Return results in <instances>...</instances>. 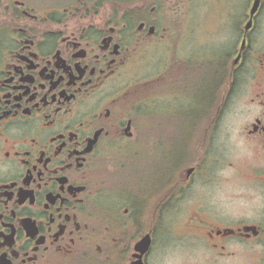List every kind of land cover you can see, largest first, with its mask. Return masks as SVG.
<instances>
[{
	"label": "flooded vegetation",
	"instance_id": "af4514ba",
	"mask_svg": "<svg viewBox=\"0 0 264 264\" xmlns=\"http://www.w3.org/2000/svg\"><path fill=\"white\" fill-rule=\"evenodd\" d=\"M170 233L264 264V0H0V264H149Z\"/></svg>",
	"mask_w": 264,
	"mask_h": 264
},
{
	"label": "rangeland",
	"instance_id": "374dc122",
	"mask_svg": "<svg viewBox=\"0 0 264 264\" xmlns=\"http://www.w3.org/2000/svg\"><path fill=\"white\" fill-rule=\"evenodd\" d=\"M180 17H181V12L174 11L172 13L171 20H175L177 22V20L180 19ZM112 156H117V153L112 154ZM146 156H147V154H146ZM136 166H137V164L132 166V168L135 169ZM139 167H140V165H139ZM157 167H158V169L160 168V163L157 164ZM140 168H141L140 176L143 178L141 190H145L143 192L144 194H149L150 185H151L150 184V178H151V172H152L153 166L151 165L150 162L144 161L143 163H141ZM179 168H181V167H179ZM174 170H176V167L174 168ZM133 181H134V177L131 180H129L128 177H124L120 181V184H123V186L126 188V190H128L130 188V186H132V185L134 186ZM157 192H159L158 189H157ZM159 216H161V214ZM173 216H174V218L176 217L175 214L170 215L169 217H167L165 214H162V217L159 218V220L160 221L162 220V222H163V226H164L162 229L163 232L165 231L167 224H171V222H172L171 218ZM184 216H185V214H184ZM165 223H166V225H165ZM181 230H183V229H182L181 225H179L178 230H176L175 233H180V232H182ZM162 236H163V233H162ZM170 236H172L171 233L169 234L168 237L165 236L164 237L165 241H162V239H160L159 244H161L160 249H162V251L161 252L159 251V253L157 255L159 259H158V261H156V259H154L155 258L154 254H152L151 259L149 260V264H189L190 263V262H187V258H185V256H184L183 244H182L184 241V238H182L180 240L178 238H173ZM161 241H162V243H161Z\"/></svg>",
	"mask_w": 264,
	"mask_h": 264
},
{
	"label": "water",
	"instance_id": "95a60500",
	"mask_svg": "<svg viewBox=\"0 0 264 264\" xmlns=\"http://www.w3.org/2000/svg\"><path fill=\"white\" fill-rule=\"evenodd\" d=\"M148 237H143L142 240L137 244L138 249L143 253L148 248ZM137 264H143L141 261H137Z\"/></svg>",
	"mask_w": 264,
	"mask_h": 264
},
{
	"label": "bare ground",
	"instance_id": "6f19581e",
	"mask_svg": "<svg viewBox=\"0 0 264 264\" xmlns=\"http://www.w3.org/2000/svg\"><path fill=\"white\" fill-rule=\"evenodd\" d=\"M170 166H167L165 167L163 164L160 166V169H159V176H158V179H160L161 177H163L165 174H169L170 172Z\"/></svg>",
	"mask_w": 264,
	"mask_h": 264
},
{
	"label": "trees",
	"instance_id": "16d2710c",
	"mask_svg": "<svg viewBox=\"0 0 264 264\" xmlns=\"http://www.w3.org/2000/svg\"><path fill=\"white\" fill-rule=\"evenodd\" d=\"M145 190H142V194H144L143 192H144Z\"/></svg>",
	"mask_w": 264,
	"mask_h": 264
}]
</instances>
